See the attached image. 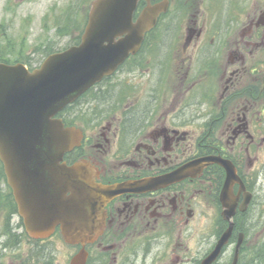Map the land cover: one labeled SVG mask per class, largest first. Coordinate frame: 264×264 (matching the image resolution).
<instances>
[{"label": "flooded vegetation", "instance_id": "af4514ba", "mask_svg": "<svg viewBox=\"0 0 264 264\" xmlns=\"http://www.w3.org/2000/svg\"><path fill=\"white\" fill-rule=\"evenodd\" d=\"M89 1L81 22L54 17L69 35L56 51L81 43ZM168 3L140 48L61 113L83 134L67 164L86 160L97 183L131 186L102 208L104 229L85 245L86 264H165L170 246L193 237L207 240L196 253L201 264L231 222L218 258L226 250L234 257L240 237L243 259L264 256V0ZM148 4L140 0L135 18ZM4 205V220L18 226L15 201ZM1 230L8 248H47L17 227ZM69 247L65 264L82 248ZM172 262L189 264L174 255Z\"/></svg>", "mask_w": 264, "mask_h": 264}, {"label": "water", "instance_id": "95a60500", "mask_svg": "<svg viewBox=\"0 0 264 264\" xmlns=\"http://www.w3.org/2000/svg\"><path fill=\"white\" fill-rule=\"evenodd\" d=\"M137 1L95 0L82 44L50 55L37 69L0 63V158L33 235L49 236L61 224L68 242L94 239L93 214L108 199V192L119 189L118 185L108 190L97 185L83 169L85 165L67 169L60 164L63 154L79 142L54 116L111 73L156 24L160 5L144 9L133 22ZM66 191L72 195L65 197ZM231 231L232 225L202 264H212ZM83 263L80 256L73 262Z\"/></svg>", "mask_w": 264, "mask_h": 264}, {"label": "rangeland", "instance_id": "374dc122", "mask_svg": "<svg viewBox=\"0 0 264 264\" xmlns=\"http://www.w3.org/2000/svg\"><path fill=\"white\" fill-rule=\"evenodd\" d=\"M70 0H0V59H8L12 63L23 62L31 67L39 66L46 58V47L55 45L61 47L68 42L69 35L66 30L56 29L54 17H57L59 9ZM84 0H72V10L78 14ZM171 32L166 38H171ZM163 49L161 55H164ZM5 62V61H4ZM13 198L12 193L1 189L0 185V223H4L2 213L5 205ZM14 199V198H13ZM0 229V264H40V254L33 246L22 244L13 248H5ZM264 234V233H262ZM194 239L183 240L169 247V258L165 264H179L172 262V255L186 259L189 264H195L205 243H199ZM260 240H264L261 238ZM256 241V240H255ZM253 246L260 248L259 241ZM59 259L57 264H64L66 255L71 252L72 247L66 246L59 241ZM189 246V247H188ZM50 249H45V253ZM190 250V252H189ZM51 251V250H50ZM264 252V251H263ZM250 259L258 258L257 252L250 251L247 255ZM230 259V254L225 253L220 259L223 262ZM264 256L258 260L257 264H262ZM42 264H55L43 260ZM223 264V263H220Z\"/></svg>", "mask_w": 264, "mask_h": 264}, {"label": "trees", "instance_id": "16d2710c", "mask_svg": "<svg viewBox=\"0 0 264 264\" xmlns=\"http://www.w3.org/2000/svg\"><path fill=\"white\" fill-rule=\"evenodd\" d=\"M0 60H3V61H8V59L4 60V59H0ZM264 264V263H263Z\"/></svg>", "mask_w": 264, "mask_h": 264}]
</instances>
